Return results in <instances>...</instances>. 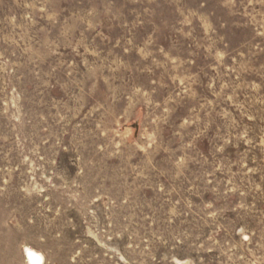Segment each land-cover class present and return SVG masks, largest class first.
I'll return each mask as SVG.
<instances>
[{"label": "rangeland", "instance_id": "rangeland-1", "mask_svg": "<svg viewBox=\"0 0 264 264\" xmlns=\"http://www.w3.org/2000/svg\"><path fill=\"white\" fill-rule=\"evenodd\" d=\"M264 264V0H0V264Z\"/></svg>", "mask_w": 264, "mask_h": 264}, {"label": "bare ground", "instance_id": "bare-ground-1", "mask_svg": "<svg viewBox=\"0 0 264 264\" xmlns=\"http://www.w3.org/2000/svg\"><path fill=\"white\" fill-rule=\"evenodd\" d=\"M25 252V256L27 258L26 261L28 262H32L31 264H39L40 261V255H38V253L34 252L31 248H26ZM30 264V263H29Z\"/></svg>", "mask_w": 264, "mask_h": 264}]
</instances>
